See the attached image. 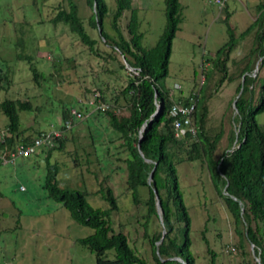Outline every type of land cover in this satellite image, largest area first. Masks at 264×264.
Segmentation results:
<instances>
[{
	"label": "rangeland",
	"instance_id": "374dc122",
	"mask_svg": "<svg viewBox=\"0 0 264 264\" xmlns=\"http://www.w3.org/2000/svg\"><path fill=\"white\" fill-rule=\"evenodd\" d=\"M74 1L86 32L97 40L93 52L68 26L52 22L57 8L64 7L63 0H0V104L5 100L27 101L33 110L19 112L20 131L24 133L19 140L23 136L33 138L37 131L59 129L62 111L68 114L76 109L83 113L82 119L63 132V149L52 151L48 159L47 148L42 146L35 154L0 162V264H95L94 254L76 241L91 234L92 229L73 221L43 188L48 163L57 165L59 187L87 192L86 200L94 208L108 207L97 193L99 182L110 186L117 200V209L110 216L112 228L126 236L130 247L147 264H154L143 235L146 208L132 201L125 186L122 160L127 152L120 147L121 140L111 132L105 116L84 107L98 90L106 106L119 116L128 114L125 99L118 96L116 103L112 101L128 81L126 71L120 68L124 62L108 43L98 42L97 30L89 25L92 10L86 0ZM260 1L228 0L220 9L214 0H178L180 23L171 42L167 76L158 84L173 100L187 96L206 100V134L212 137L222 131L215 158L228 147L230 131L234 130L232 100L238 80L230 82L228 78L237 75L236 66L254 64L253 75H259L258 85H253L254 106L264 97L262 58L248 55L256 28L251 26L243 38L239 36L253 23ZM105 2L110 14L104 26L112 34L110 17L115 0ZM132 7L137 11L141 46L152 48L165 26L164 0H132ZM128 16L125 12L118 22L126 37ZM228 29L234 34L236 46L226 63L228 77L215 89L221 74L212 73V59L215 51L228 42ZM32 67L41 73L37 81L33 80ZM255 119L264 130V110L256 113ZM8 125V118L0 110V142L8 133ZM176 175L190 219L188 236L194 264L255 262L251 245L237 233L244 227L236 228L215 188L218 179L205 162H182L176 166ZM146 197V190L141 189L140 200ZM161 229V218L153 217L151 230Z\"/></svg>",
	"mask_w": 264,
	"mask_h": 264
},
{
	"label": "trees",
	"instance_id": "16d2710c",
	"mask_svg": "<svg viewBox=\"0 0 264 264\" xmlns=\"http://www.w3.org/2000/svg\"><path fill=\"white\" fill-rule=\"evenodd\" d=\"M63 1L64 7L57 8L56 14L51 18L52 22L68 26L81 43L93 52L97 40L92 39L86 32L77 4L74 0ZM86 4L92 10L89 25L97 30L98 42L108 43L112 51L121 55L124 63L120 64V68L128 76L126 85L112 98L114 103L118 96L125 99L128 114L119 116L109 107L96 111L105 116L111 132L121 140L120 147L127 152L122 160L125 186L132 201L135 204L142 203L146 208L145 221L142 224L143 235L151 247L154 264H194L188 236L190 219L182 201L176 166L185 161L198 160L205 162L212 176L218 179L219 183L215 184V188L226 204L236 228L239 225L244 227L242 231L237 229V233L242 236V240L253 245V258H258L259 262L255 260L245 264H264V130L255 119L256 113L264 110V97L254 106L256 93L253 85H258L259 77L253 75L254 64L246 63L242 68L240 65L236 66L237 75L228 78L230 82L238 80L236 95L232 100L234 114L231 120L234 130L230 131L228 147L215 158L214 152L221 140L222 131L220 129L212 137L206 134V100L200 101L196 96L173 100L169 92L162 90L158 84L167 76L171 42L180 23L178 0H164L165 26L156 44L149 49L141 46L142 34L139 32L137 11L132 7V0H115V8L110 17L112 34L104 26V19L110 14L105 0H86ZM255 9L256 18L239 36L243 38L251 30V26L256 28L253 46L248 55L261 57L260 63L264 65V0ZM125 12L129 13L126 24L128 37L122 33L118 24ZM228 34V42L215 51V58L212 59V73L218 71L221 74L214 84L215 89L228 77L226 63L236 46L230 29ZM242 59L243 62L244 58ZM31 72L33 80L37 81L41 73L35 67L31 68ZM103 99L101 95V100ZM173 102L185 106L194 103L192 121L196 128L195 136L186 134L181 139L174 137L172 118L169 116V108ZM114 103H110L111 106L114 107ZM84 107L88 108L87 105ZM0 110L9 121L8 133L0 142V148H3V153L7 156L17 145L31 144L42 133L50 131H37L33 138L23 136L19 140V136L24 134L20 131L19 112L33 111L30 104L27 101L5 100L0 104ZM81 111L78 112L83 114ZM69 118L70 114L62 111V121ZM59 129L63 131L64 128L61 126ZM64 138L61 134L53 139V145L47 148V159L52 151L63 149ZM74 162L78 163L77 158H74ZM57 173V165L48 163L43 188L48 197L68 211L73 221L92 229L91 234L76 241L94 254L95 264H147L130 247L126 236L112 228L110 216L117 209V200L111 187L104 185L103 180L99 182L97 193L107 202L108 207L94 208L86 200L87 192L59 187ZM141 189H145L147 195L143 202L139 198ZM158 201L160 214L157 209ZM153 217L161 218V230H151ZM242 242L239 241L240 247ZM109 253L112 254L111 257L108 256ZM211 255L213 256L212 252Z\"/></svg>",
	"mask_w": 264,
	"mask_h": 264
},
{
	"label": "built area",
	"instance_id": "2783aa9c",
	"mask_svg": "<svg viewBox=\"0 0 264 264\" xmlns=\"http://www.w3.org/2000/svg\"><path fill=\"white\" fill-rule=\"evenodd\" d=\"M228 0H214V3L218 5L221 9ZM99 99V93L93 94V97L88 102L90 106L95 105V101ZM108 106L105 104H98L95 106L96 109H106ZM194 112V103L191 102L190 105L185 106L179 102H173L169 108V116L172 118V131L176 139H181L186 134H191L195 136L196 128L192 121V114ZM70 118L65 120L62 124L64 128L63 131L69 130L75 120H80L83 115L76 109H71L69 111ZM60 129L50 130L47 133H42L40 137L35 138L31 144H20L11 150L7 155L3 154L0 156V162L5 164L8 162H13L18 157H27L32 155L36 149L39 147L49 148L53 145V139L61 136L62 132Z\"/></svg>",
	"mask_w": 264,
	"mask_h": 264
},
{
	"label": "clouds",
	"instance_id": "9594fccd",
	"mask_svg": "<svg viewBox=\"0 0 264 264\" xmlns=\"http://www.w3.org/2000/svg\"><path fill=\"white\" fill-rule=\"evenodd\" d=\"M222 8H223V7H222ZM222 8H221V9H222ZM94 93H96V92H94ZM94 93H93V94H94ZM98 93H99V99H97V100L95 101V102H96L95 105L90 106V105L88 104L89 101L86 102V104H85V105L88 106V108H91L93 111L101 110V109H96V108H95L96 105L100 104L99 102H101L102 104H104L103 101L101 100L100 92H98ZM92 97H93V95H92ZM68 114H69V112H68ZM66 120H67V119H66ZM63 122H64V121H61V126H62ZM61 126H60V127H61ZM72 126H73V124H72ZM72 126H71V127H72ZM60 130H61V129H60ZM66 131H68V130H66ZM66 131H64V132H66ZM62 134H63V133H62ZM5 136H6V135H5ZM5 136H4V137H5ZM3 139H4V138H3ZM3 139L1 140V142L3 141ZM3 154H4V153L0 154V156L3 155Z\"/></svg>",
	"mask_w": 264,
	"mask_h": 264
},
{
	"label": "water",
	"instance_id": "95a60500",
	"mask_svg": "<svg viewBox=\"0 0 264 264\" xmlns=\"http://www.w3.org/2000/svg\"><path fill=\"white\" fill-rule=\"evenodd\" d=\"M94 11H95V8H94ZM126 68H128V65H126ZM129 69H130V68H129ZM130 70H131V69H130ZM236 142H237V138H236V140H235V142H234V145L236 144ZM151 178H152V172L150 173V176H149V178H148V182H149V184L151 183ZM154 193H155V195H156V198H158L155 190H154ZM157 209H158V212H159V214H160V202H159V201L157 202ZM163 234H164V233H163ZM251 248H252V250H253V245H251ZM253 256H254V254H253ZM255 260H256L257 262H259L258 258H255Z\"/></svg>",
	"mask_w": 264,
	"mask_h": 264
}]
</instances>
